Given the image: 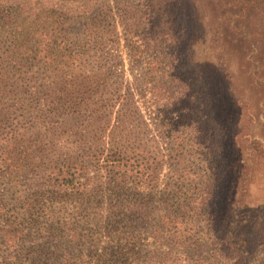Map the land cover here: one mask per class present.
Listing matches in <instances>:
<instances>
[{"label": "trees", "instance_id": "1", "mask_svg": "<svg viewBox=\"0 0 264 264\" xmlns=\"http://www.w3.org/2000/svg\"><path fill=\"white\" fill-rule=\"evenodd\" d=\"M7 5L0 0L6 21ZM135 7L125 30L131 79L122 67L110 85L77 74L88 58L51 39L2 52V62L28 59L42 71L30 95H41L47 117H61L72 145L60 153L53 131L41 132L43 117L37 130L3 128L0 119V177L33 176L20 194L16 186L0 192V264H167L168 251H138L136 221L148 223L159 248L207 245L209 264H264V235H256L264 233V125H247L243 137L231 128L238 116L255 122L264 93V0H137ZM30 11L23 2L13 14ZM137 102L171 145L166 153L126 132L133 119L148 126ZM192 145L205 151L209 172L193 188L183 184ZM230 157L231 172L219 173L234 197L224 212L213 194L215 171ZM163 165L172 169L160 188Z\"/></svg>", "mask_w": 264, "mask_h": 264}, {"label": "rangeland", "instance_id": "2", "mask_svg": "<svg viewBox=\"0 0 264 264\" xmlns=\"http://www.w3.org/2000/svg\"><path fill=\"white\" fill-rule=\"evenodd\" d=\"M23 2L30 4L31 11L14 15L13 13L16 12L19 4ZM136 3L137 0H8V5L3 8L9 10L10 13L7 14L11 16V19L6 21L0 18V65L7 74L2 87L0 83V92L2 93L0 95L2 99L0 102V119L3 123L2 127L32 126V130H37L39 128L37 118L43 117L41 132L45 134L46 130L53 131L60 153L70 148L72 138L68 137L67 130L62 127L61 117L58 114H55L54 118L47 117V109L43 105L41 95H30L33 92L34 79H38L42 71L34 67L32 60L28 59L17 58L2 62L4 57L2 52L11 49L16 42H30L31 45H34L38 41L51 39L57 44L66 45L71 54H77L79 58H88L83 66H77V74L83 73L86 76L101 75L106 77L107 84L110 85L118 82V73L120 67H122V70L125 71V78L131 79L136 70L133 66L132 73L129 71L132 63L127 57L125 30L130 22V15L134 13ZM115 64L120 65L115 66ZM263 96L264 93L259 92L258 105H256L258 110L257 113L252 114L255 117V122L249 124L250 118L244 120V118L241 119L238 116L235 126L231 127L234 135L236 134L237 137L245 136L244 130L247 125L251 130L262 128L264 124L257 118L262 116L261 112H264ZM135 99L137 100V97ZM136 104L148 126L146 130H142L138 119H133L125 123L126 132L138 135L140 144L144 146L149 141L152 142L153 139L157 149L163 154L166 153L171 145L158 137V130L152 119L148 118L149 112L145 106L138 102ZM241 108L244 110L242 106ZM241 115L244 117L243 112H241ZM114 117L115 113L112 114L109 128H112L116 123ZM192 119L189 118L187 122L191 131L194 128L191 122ZM25 121L26 124L24 125ZM140 130L143 131L142 134H140ZM236 131H240V133H235ZM46 134L47 138L52 137L51 132ZM41 139L44 138L41 137ZM28 153L27 151L26 154ZM186 154V158L189 160L186 169L189 175H186V177L189 179L185 180L183 184L189 185L191 188L194 185L200 187L203 182L206 183V176L209 174L204 167L205 151H196L192 145L187 149ZM23 157L24 152L21 149L19 158L22 159ZM231 160V157L227 159L226 169L218 168L219 170H216L218 174L215 171V176L217 175L220 181L213 194L218 198L216 202L221 203V209L224 212L228 209L231 210L234 197L230 194L232 191H230L229 181L226 178L222 180L219 173L227 174L231 172ZM171 169L167 165L162 166L159 172L160 188L163 186L164 181H167L166 179L171 176ZM13 178L0 177L1 193L5 194V190L12 186H16L18 194L24 192L33 176L26 175ZM133 225L138 251L144 256L151 253L153 255L154 253L158 254L160 251L165 250V253L169 252L165 260L167 264H209V262H212L210 259L213 252L212 246L182 245L178 249L159 248L156 240L148 232V223L136 221ZM256 235L257 239H262L264 233L258 232ZM27 246H29V243L26 244ZM102 246L104 244L100 242L96 246V250L100 251Z\"/></svg>", "mask_w": 264, "mask_h": 264}]
</instances>
